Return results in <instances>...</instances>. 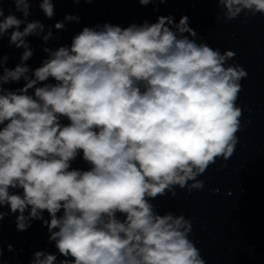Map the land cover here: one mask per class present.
<instances>
[{"label":"clouds","instance_id":"9594fccd","mask_svg":"<svg viewBox=\"0 0 264 264\" xmlns=\"http://www.w3.org/2000/svg\"><path fill=\"white\" fill-rule=\"evenodd\" d=\"M137 2L159 12L169 0ZM212 2L217 23L264 16V0ZM33 3L54 20V0H0V41L22 49L11 68L0 55V224L47 229L54 251H34L29 264H206L192 220L153 201L203 190L199 177L234 154L248 75L236 53L171 14L84 26L51 46L81 17L46 25L29 19ZM29 37L45 54L34 68Z\"/></svg>","mask_w":264,"mask_h":264}]
</instances>
